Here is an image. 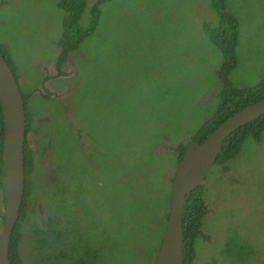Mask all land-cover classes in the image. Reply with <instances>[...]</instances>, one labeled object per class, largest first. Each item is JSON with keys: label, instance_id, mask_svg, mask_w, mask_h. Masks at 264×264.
Instances as JSON below:
<instances>
[{"label": "rangeland", "instance_id": "obj_1", "mask_svg": "<svg viewBox=\"0 0 264 264\" xmlns=\"http://www.w3.org/2000/svg\"><path fill=\"white\" fill-rule=\"evenodd\" d=\"M58 1L0 0V44L20 81L28 77L49 95L28 107L27 141L38 144L21 245L33 264H153L178 166L177 155L148 156L175 152L219 108L222 54L201 26L216 13L211 0H111L58 75ZM226 5L239 24L229 79L253 86L264 78V0ZM227 164L212 166L203 181L207 212L193 264H264V131L260 142L247 136ZM52 169L57 178L50 175L47 188ZM38 209L46 226L32 234L43 220Z\"/></svg>", "mask_w": 264, "mask_h": 264}, {"label": "trees", "instance_id": "obj_2", "mask_svg": "<svg viewBox=\"0 0 264 264\" xmlns=\"http://www.w3.org/2000/svg\"><path fill=\"white\" fill-rule=\"evenodd\" d=\"M111 0H97L90 7V16L87 20L81 21V16L84 13L88 0H59L57 5L63 10L62 17V32L58 42L59 54L56 60V71L58 75L63 73L62 65L67 59L69 52L76 50L81 43L90 35H92L101 17V5ZM211 8L216 13V19L211 21L210 19H202L201 26L204 34L211 40V42L220 50L222 54V63L217 71L218 77L221 81V89L218 93L219 96V108L217 112L207 122H205L199 130L190 137L188 143L192 141H203L217 126L229 118L232 114L240 109L264 99V78H262L257 84L253 86L237 87L229 79V75L237 65V45L239 40V24L238 19L233 12L226 5V0H211ZM0 53L6 59L10 69L17 77L16 67L14 61L10 58L6 52L4 45L0 44ZM30 87L36 88L30 84ZM48 95V94H47ZM49 96V95H48ZM24 114H25V135L32 127L33 118L28 108L27 99L23 96ZM29 98V97H28ZM30 121V122H29ZM264 131V114L251 120L231 135L227 136L223 141L217 159L214 166H222L224 170H229L228 162L232 160L235 154L239 151L243 140L247 136H252L256 141L260 142L262 139V133ZM39 139V138H38ZM3 142H4V122L3 113L0 102V202L4 204V191L2 185V167H3ZM188 143H179L175 148V152H155L151 153L148 157L168 154L177 155V166L181 161L185 147ZM38 144L32 141L29 145L27 139H25L24 147V193L21 208L17 217V224L14 227L10 240L8 243V255L10 264H25L20 258L19 249L23 240L21 232L20 222L23 225V221L27 216L30 201H32L31 189L33 183L30 178L31 169V156L32 148ZM79 149V145H77ZM81 148V147H80ZM84 151L85 149L82 148ZM152 159V160H153ZM141 175V174H139ZM172 180L169 186H171ZM203 183L189 192L186 196L183 209H182V263L193 264L196 258L195 241L196 238L201 235V226L203 217L207 211L206 204L203 199ZM149 195L148 193L146 196ZM47 204V202H46ZM3 209L0 210V225L3 221ZM168 217V212H167ZM38 218V217H37ZM46 218L41 223L35 220V225L32 226V234H34L40 227L46 226ZM41 224V225H40ZM33 236V235H32ZM161 239L159 240V245ZM159 248V247H158Z\"/></svg>", "mask_w": 264, "mask_h": 264}, {"label": "water", "instance_id": "obj_3", "mask_svg": "<svg viewBox=\"0 0 264 264\" xmlns=\"http://www.w3.org/2000/svg\"><path fill=\"white\" fill-rule=\"evenodd\" d=\"M0 102L4 122L2 185L4 219L0 231V264H10L8 243L24 193L25 114L14 73L0 53ZM264 114V99L232 114L203 141L187 144L170 186L166 226L153 264L182 263V209L189 192L198 187L214 165L225 138Z\"/></svg>", "mask_w": 264, "mask_h": 264}, {"label": "flooded vegetation", "instance_id": "obj_4", "mask_svg": "<svg viewBox=\"0 0 264 264\" xmlns=\"http://www.w3.org/2000/svg\"><path fill=\"white\" fill-rule=\"evenodd\" d=\"M69 54H70V52H69ZM69 54H68V55H69ZM67 60H68V58L66 59V61H65L64 64L62 65V68H61L62 71H64L63 68H64L65 64L67 63ZM17 81H18V85H19V88H20L21 96L23 95V96H25V98L27 99L28 107L31 106L30 100H31V102H32L33 99L37 97V95H39V94H46L45 92H41V90H39L38 88H35V90H34L32 93H27V92H26V89L28 88V85H27L26 83H24V82H21L18 78H17ZM30 94H31V96H30ZM46 95H47V94H46ZM28 97H29V98H28ZM48 97H49V96H48ZM22 100H23V97H22ZM23 103H24V102H23ZM23 108H24V105H23ZM36 134H37V133H36ZM36 134H35V135H36ZM35 135H34V136H35ZM26 139H27V138H26ZM83 152H84V155H85V154H86V150H84ZM88 152H89V150H88ZM85 156H86V155H85ZM39 159H40L43 163H44L45 161H47V157H46L45 154H43V155H39ZM88 159L91 160L90 157H89ZM93 166H94V165H93ZM94 168L97 169V164L94 166ZM52 172H53V175H55L56 170H55V169H52ZM54 177L57 178L56 175H55ZM94 184H95V186H97V187H99V188L103 187V185H104V184L99 180V177H97V180L95 179ZM36 207H38V208H39V207L42 208V205L39 203V204L36 205ZM206 212H207V211H206ZM35 213H36L37 217L42 218V216H43V210L38 209V210L35 211ZM201 232H202V231H201ZM201 234H202V233H201ZM10 236H11V235H10ZM199 237H200V235L196 238V241H198ZM204 237H206V236H204ZM206 238H207V237H206ZM56 251H57V250H56ZM24 259L30 261V259H28V258L26 257V255L24 256ZM30 263L33 264L31 261H30Z\"/></svg>", "mask_w": 264, "mask_h": 264}, {"label": "clouds", "instance_id": "obj_5", "mask_svg": "<svg viewBox=\"0 0 264 264\" xmlns=\"http://www.w3.org/2000/svg\"><path fill=\"white\" fill-rule=\"evenodd\" d=\"M34 148V149H33ZM33 148H32V154L33 155H35L36 153H37V147L36 146H33ZM214 166V165H213ZM36 172H37V177L36 178H38V179H44V177H43V174H42V172H43V170L41 169V173H39L38 172V169H36ZM53 174V172H52V170L50 171V172H48V175H47V188H50L49 187V184L51 183V180L49 179V176L50 175H52ZM53 176V175H52ZM54 177V176H53ZM32 183H33V181H32ZM203 183V182H202ZM201 183V184H202ZM45 186H46V183H45V181H43L42 182V188L41 189H43L44 190V188H45ZM3 198H4V196H3ZM169 202H170V200H169ZM4 208V207H3ZM3 215H4V211H3ZM37 216V215H36ZM39 218V217H38ZM3 219H4V216H3ZM39 219H43V216H42V218H39ZM1 220V219H0ZM126 220H128L129 222H131L130 221V218L129 217H126ZM2 224H3V221H2ZM2 224L0 225L1 226V228H2ZM16 224H17V222H16ZM16 224H15V226H16ZM14 226V227H15ZM20 227H21V232H22V225L20 224ZM14 229V228H13ZM1 231V230H0ZM23 235V234H22ZM9 240H10V238H9ZM160 247V246H159ZM159 249V248H158ZM19 255H20V258L23 260V262L25 263V264H31L30 263V261H28V260H26V259H24V256H25V251H24V249H23V247H22V245L20 244V249H19Z\"/></svg>", "mask_w": 264, "mask_h": 264}, {"label": "crops", "instance_id": "obj_6", "mask_svg": "<svg viewBox=\"0 0 264 264\" xmlns=\"http://www.w3.org/2000/svg\"><path fill=\"white\" fill-rule=\"evenodd\" d=\"M58 51H59V50H58ZM15 67H16V65H15ZM16 74H17V77H18V71H17V68H16ZM18 79H19V77H18ZM19 80H20V79H19ZM23 82L26 83V84L28 85V88L26 89V92H27V93H32V92L35 90V88L30 87V85H29V78H28V77H25L24 80H23ZM30 96H31V94H30Z\"/></svg>", "mask_w": 264, "mask_h": 264}, {"label": "bare ground", "instance_id": "obj_7", "mask_svg": "<svg viewBox=\"0 0 264 264\" xmlns=\"http://www.w3.org/2000/svg\"><path fill=\"white\" fill-rule=\"evenodd\" d=\"M2 56H3V55H2ZM4 59H5V58H4ZM5 60H6V59H5ZM6 62H7V61H6ZM7 64H8V63H7ZM207 174H208V173H207ZM207 174H206V175H207ZM205 177H206V176H205Z\"/></svg>", "mask_w": 264, "mask_h": 264}]
</instances>
